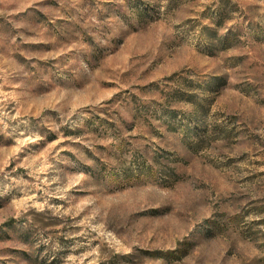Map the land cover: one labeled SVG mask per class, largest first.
I'll use <instances>...</instances> for the list:
<instances>
[{"label": "rangeland", "instance_id": "rangeland-1", "mask_svg": "<svg viewBox=\"0 0 264 264\" xmlns=\"http://www.w3.org/2000/svg\"><path fill=\"white\" fill-rule=\"evenodd\" d=\"M0 264H264V0H0Z\"/></svg>", "mask_w": 264, "mask_h": 264}]
</instances>
